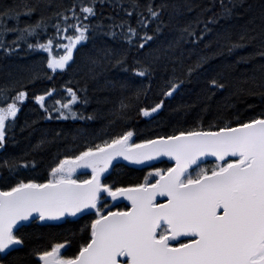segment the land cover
<instances>
[{"label": "snow or ice", "instance_id": "snow-or-ice-1", "mask_svg": "<svg viewBox=\"0 0 264 264\" xmlns=\"http://www.w3.org/2000/svg\"><path fill=\"white\" fill-rule=\"evenodd\" d=\"M97 2L103 0H76L71 8L56 11L48 17L41 15L36 22L20 27L22 14L30 16L37 11V5L22 0L20 4L0 11V35L6 38L8 32L18 33L10 42L0 41V48L10 53L14 50L12 45L20 48V41H24L30 49H44L48 53L47 68L55 73L66 68L73 60L74 49L80 42L89 40L90 33L94 35L107 28V35L114 39L119 36L129 48L136 46L143 50L169 23H180L176 19L177 13L170 14L168 21L163 20L166 9L171 6L191 11L187 5H170L168 0H161L159 4L148 0L144 5L139 0H129V6L123 8L124 18L118 22L113 16L109 17L113 21L109 25L86 23L95 17ZM219 3V14L214 13L204 20V28L198 33L193 24L198 25L200 20L179 27V36L167 45L165 53H174L182 47L185 37L194 44L200 42L211 32L209 23H216L221 16L231 14L232 9L224 4V0ZM69 12L70 16L67 15ZM134 14L135 26L131 22ZM5 17L15 18L16 25L7 27ZM53 17L56 20L52 25L54 35L43 43H28L33 35L38 39L47 34L48 22ZM152 24L155 28L149 34ZM38 29H43V33ZM255 39L246 34L237 41L229 37L226 51L244 47ZM54 41L62 55H53ZM128 54V50H105L109 62L120 67L127 65ZM259 55L264 56V51ZM178 59L173 57V62ZM206 62L207 57H200L195 65L188 67L187 75L190 77ZM134 64L135 68H125V71L139 76L152 71L142 61L134 60ZM183 83V80L167 82L162 95L172 97ZM209 86L223 89L225 84L213 78ZM13 89L14 86L0 88V149L5 148L8 139L14 141V137L9 138L6 134L15 125L21 102L28 97L24 90L12 96ZM66 91L71 98L66 103L56 101L51 109L47 107L45 97L54 94L55 89L34 96L48 119L76 118L78 112L74 105L89 102L86 88L81 89L83 97L73 88ZM163 104L161 100L140 111L148 117ZM126 107L121 103L122 109ZM79 118L92 117L81 115ZM133 137L132 130L123 131L110 140L87 145L76 154L63 155L51 167L50 178L43 182L16 179L15 183L0 187V253L7 255L22 246L26 234L21 230L33 221L91 214L95 218L82 226L86 239L74 255H62L65 246L70 245V241L65 240L47 250L36 251L40 264H264V112L247 120L237 117L235 122H230L225 119L223 126L180 130L173 135H160L138 143L132 142ZM39 143L42 145L45 140L41 139ZM160 156L170 157L174 162L166 169L153 168L148 175L154 182H149L148 177L143 183L126 187L103 182L104 174L116 157L141 164ZM209 156L216 161L211 166L202 159ZM21 166L25 169L33 167L35 161L15 156L0 158V171L7 170L10 175H15ZM79 168L91 169V175L87 179H75L74 174ZM105 194L113 200L125 197L130 207L115 211L101 207ZM158 197L161 198L159 201ZM0 264H5L2 257Z\"/></svg>", "mask_w": 264, "mask_h": 264}, {"label": "trees", "instance_id": "trees-1", "mask_svg": "<svg viewBox=\"0 0 264 264\" xmlns=\"http://www.w3.org/2000/svg\"><path fill=\"white\" fill-rule=\"evenodd\" d=\"M74 2L76 0H28L29 4L37 5V11L30 16L22 14L19 26L36 22L41 15L48 17L56 11L71 8ZM147 2L139 0L141 5ZM160 2L154 0L155 4ZM20 3L22 0H0V11ZM168 3L187 5L191 11L171 6L166 9L162 19L168 21L170 14L177 13L176 19L180 23H169L162 34L143 50L136 46L129 48L119 36L114 39L107 35L105 28L94 35L90 33V39L80 42L74 49L73 60L68 62L66 68L53 73L47 68L48 53L44 49H30L24 41H20V48L12 45L14 50L10 53L0 48V88L14 86L10 93L12 96L20 90L28 93L27 99L21 102L14 127L9 128L6 134L9 138L14 137V141H6L5 148L0 149V158L15 156L35 161V166L27 169L21 166L15 175H10L7 170L0 171V187L13 184L16 179L43 182L50 178L51 167L63 155L76 154L87 145L110 140L123 131L132 130L133 143H138L160 135H173L180 130L223 126L225 119L230 122H235L237 117L247 120L264 112V56L259 55L264 51V0H224V4L232 9L230 15L221 16L216 23H209L211 32L200 42L194 44L185 37L182 47L166 54L167 45L179 36V27L189 21L200 20L198 25L193 24L198 33L204 28V20L220 12L219 0H168ZM128 6L129 0L97 2L95 17L86 23L102 22L109 25L113 22L109 17L113 16L118 22L124 18L123 8ZM135 20L134 14L131 17L133 26ZM5 22L9 28L16 25L15 18L5 17ZM55 23L53 17L48 22L47 34H42L38 39L33 35L27 42H46L54 35L52 25ZM69 23L73 21L69 20ZM154 28L155 24H152L149 34ZM37 31L43 33L44 30ZM242 34L255 36L256 39L244 47L226 51L228 38L237 41ZM16 35L18 33L8 32L6 38L0 35V41L6 39L10 42ZM56 42L53 55H62V50L55 47ZM7 46L6 43L5 48ZM113 48L128 50L127 65L120 67L109 62L105 50ZM173 57L179 59L174 63ZM200 57H207V62L189 77L188 67L195 65ZM134 60L147 64L152 71L145 76L125 71V68L136 67ZM213 78L225 84V87H210L209 82ZM179 80L184 83L172 97L162 95L167 82ZM67 88H73L81 97L84 96L81 89L86 88L89 102L86 105L80 102L74 105V110L78 112L76 118L48 119L34 96L55 89L54 94L45 97L46 105L51 109L56 101L66 103L71 98ZM161 100L164 101L162 107L150 116L145 117L140 111L145 107H153ZM121 103L127 107L122 109ZM81 115L92 118L82 120L79 118ZM41 139L45 140L42 145L39 143ZM170 166L172 163L168 160L144 167L117 162L104 176L103 182L116 187L143 183L153 168L166 169ZM90 175V172H81L75 179H87ZM110 205L111 201L104 196L101 207L107 209ZM117 208L123 209L124 204L113 205L107 210L114 211ZM94 218V215L89 214L60 223L32 222L21 230L22 234H26L25 243L7 255L0 254V257L5 264H40L36 251L47 250L51 245L65 240L70 241V245L65 246L62 255H74L86 239V234L81 231L82 226Z\"/></svg>", "mask_w": 264, "mask_h": 264}, {"label": "water", "instance_id": "water-1", "mask_svg": "<svg viewBox=\"0 0 264 264\" xmlns=\"http://www.w3.org/2000/svg\"><path fill=\"white\" fill-rule=\"evenodd\" d=\"M163 159H165V160H168V161H170L171 163H173L174 161H172V158H170V157H167V156H160V157H156L154 160H150V161H145V162H143V163H141V164H135V163H133V162H131V161H128V160H126V159H124L123 157H116L115 159H114V161H113V163H115V162H124V163H126V164H129V165H133V166H146V165H150V164H152V163H154V162H157V161H160V160H163ZM205 162H208V161H215V158L214 157H211V156H209V157H204V158H202ZM216 162V161H215ZM111 168V166L109 167V169ZM193 168H195V166H193ZM88 168H79V169H77V171H76V173H78V172H80V171H83V170H87ZM109 169H108V171H109ZM107 171V172H108ZM106 172V173H107ZM105 173V174H106ZM104 174V175H105ZM112 199V198H111ZM158 199V201L161 199L160 197H158L157 198ZM113 200V199H112ZM113 203L114 204H121V203H124V204H127V205H129V207H130V202L129 201H127V199L125 198V197H117L115 200H113ZM90 211H94V210H90ZM79 217V216H78ZM69 218H77V217H66V218H62L61 220H52V221H44V222H53V223H59V222H62V221H64V220H67V219H69ZM2 254H4V253H2Z\"/></svg>", "mask_w": 264, "mask_h": 264}, {"label": "rangeland", "instance_id": "rangeland-1", "mask_svg": "<svg viewBox=\"0 0 264 264\" xmlns=\"http://www.w3.org/2000/svg\"><path fill=\"white\" fill-rule=\"evenodd\" d=\"M132 142H133V139H132ZM74 177H75V174H74ZM148 180H149V182H154L151 176H148ZM104 196H105V198H108L107 194H105ZM109 207H111V205Z\"/></svg>", "mask_w": 264, "mask_h": 264}, {"label": "flooded vegetation", "instance_id": "flooded-vegetation-1", "mask_svg": "<svg viewBox=\"0 0 264 264\" xmlns=\"http://www.w3.org/2000/svg\"><path fill=\"white\" fill-rule=\"evenodd\" d=\"M211 162V161H210ZM210 162H206L205 164L207 165L208 163H210ZM215 162H213L212 164H214ZM201 166H205V165H201ZM211 166V165H210ZM195 170H193V172H194ZM127 206L126 205H124V208H126ZM181 242H183V241H181Z\"/></svg>", "mask_w": 264, "mask_h": 264}]
</instances>
